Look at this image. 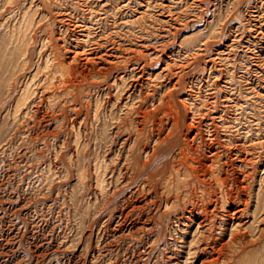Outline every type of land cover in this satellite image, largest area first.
<instances>
[{"label":"rangeland","instance_id":"obj_1","mask_svg":"<svg viewBox=\"0 0 264 264\" xmlns=\"http://www.w3.org/2000/svg\"><path fill=\"white\" fill-rule=\"evenodd\" d=\"M0 264H264V0H0Z\"/></svg>","mask_w":264,"mask_h":264},{"label":"bare ground","instance_id":"obj_2","mask_svg":"<svg viewBox=\"0 0 264 264\" xmlns=\"http://www.w3.org/2000/svg\"><path fill=\"white\" fill-rule=\"evenodd\" d=\"M236 114V113H235ZM262 152V151H261ZM212 156V155H211Z\"/></svg>","mask_w":264,"mask_h":264}]
</instances>
